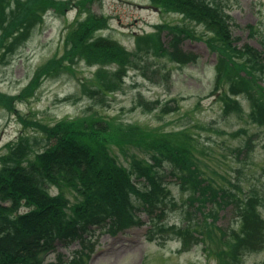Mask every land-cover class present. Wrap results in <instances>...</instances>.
Here are the masks:
<instances>
[{
    "label": "trees",
    "instance_id": "obj_1",
    "mask_svg": "<svg viewBox=\"0 0 264 264\" xmlns=\"http://www.w3.org/2000/svg\"><path fill=\"white\" fill-rule=\"evenodd\" d=\"M94 1L82 0L76 5L82 13L86 3ZM151 4L161 12L181 14L206 30L208 47L220 54L217 86L227 84L220 93L224 113L234 112L239 119L246 118V124L264 128V41H260L261 51L248 45L238 47L240 38L233 34L235 24L226 0H151ZM68 5L61 0H0V65L28 41L48 11L61 13ZM108 26L106 17L88 11L87 17L70 25L64 54L42 66L20 95L0 92V105L14 110L16 102L35 92L45 78L60 74L76 60L97 67L82 85L84 94L104 99L121 91L128 69L134 67L133 55L118 42L98 36ZM164 30L165 26L157 33L138 35V52L150 54L153 48L171 60L194 61L183 54L180 41L195 35L180 27L168 29L170 51L162 42ZM249 30L252 34L253 27ZM239 95L248 101V112ZM21 121L26 129L34 127L44 137L29 139L22 134L0 155V264H47L45 256L58 244L68 247L75 241L81 248L67 264H87L96 229L116 235L137 223L140 207L150 215L159 211L156 217H162L168 203L174 202H170L171 193L164 182L167 170L181 182V189L188 191L187 202L182 204L189 208L186 221L197 223L196 214H205L207 205H212L199 227L206 250L217 264H244L246 256L264 249V188L251 185L245 192L238 178L243 174L249 180L252 173L245 174L243 168L237 169L236 179L223 177V183L208 176L195 155L205 153V148L199 149L197 143L192 150L193 137L186 132L156 136L95 114L64 119L53 126ZM242 133L248 135L246 127L238 131ZM253 137L233 150L238 162L252 157ZM113 146L124 153L144 148L151 158L138 160L132 155L131 171L114 155ZM140 179L146 182L143 188L136 185ZM51 189L58 194H52ZM229 207L230 224L217 226L219 210ZM166 231V226L157 225L151 236ZM176 232L191 233L186 228Z\"/></svg>",
    "mask_w": 264,
    "mask_h": 264
},
{
    "label": "rangeland",
    "instance_id": "obj_2",
    "mask_svg": "<svg viewBox=\"0 0 264 264\" xmlns=\"http://www.w3.org/2000/svg\"><path fill=\"white\" fill-rule=\"evenodd\" d=\"M71 1L70 8L63 16H48L45 23L36 29L32 39L27 41L7 63L0 65V92L17 96L32 82L35 72L54 55L64 53L66 26L77 17L78 9ZM229 12L234 20L235 36L241 37L239 45L249 44L260 49V41H264V0H226ZM92 12L105 15L110 27L104 36L117 40L129 51H135V35L158 31L160 25L186 29L202 39H186L182 43L183 51L194 57L193 63L186 65L172 62L168 57H157L153 54H135L132 59L135 68L127 76L124 88L116 93L108 94L103 100L89 97L82 92L83 83L91 79L96 67H88L84 62L73 66V71L48 78L39 89L23 102L16 104V111L29 121H38L52 125L64 119H77L92 114L103 117L117 125L137 126L156 136H164L172 132H186L205 144L206 154H199L202 169L219 183L222 176H237V168L252 173L246 180L241 174L239 179L245 192L251 185L264 188V128L253 125L246 126L236 114H225L221 101V90L224 83L217 86L216 57L219 53L210 51L204 39L210 37L203 27L196 26L182 15L155 11L149 0H103L91 6ZM86 17L82 14L80 19ZM249 27H253L250 34ZM168 31L162 33L164 41H168ZM134 54V53H132ZM142 68V69H141ZM220 95V96H219ZM71 98V100H67ZM247 127L249 136L254 135L252 160L238 162L232 150L247 135H233L238 129ZM28 138L39 137L32 128L24 131L23 124L16 114L0 106V154L6 145L15 141L22 133ZM225 145V146H223ZM114 153L121 163L129 169L132 155L138 160L150 159L151 152L146 149L128 151L129 157L117 147ZM250 169V170H249ZM164 173V179L169 176ZM171 181V180H170ZM168 182V188L179 204L183 199L187 202L188 191L180 189L176 182ZM56 193V190L54 191ZM67 196L73 197L69 194ZM208 207L211 209L210 204ZM230 208V207H229ZM228 209L220 210V227H227L231 222ZM189 208L172 207L167 219L181 223ZM144 226L135 227L126 233L113 236L96 231L95 250L91 252L89 264H216L214 256L195 246L188 252L182 250V240L175 238L164 240L157 237L151 240L146 237L150 222L145 212L139 213ZM198 218V219H197ZM197 221L201 219L198 214ZM79 248L76 242L71 246L59 244L57 252L64 255L66 261L74 250ZM48 262H56V254L47 258ZM244 264H264V251L247 256Z\"/></svg>",
    "mask_w": 264,
    "mask_h": 264
}]
</instances>
